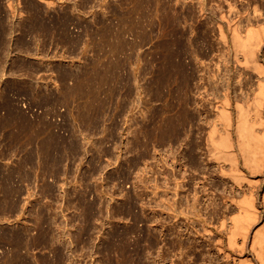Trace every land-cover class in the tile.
Returning <instances> with one entry per match:
<instances>
[{"label": "rangeland", "instance_id": "rangeland-1", "mask_svg": "<svg viewBox=\"0 0 264 264\" xmlns=\"http://www.w3.org/2000/svg\"><path fill=\"white\" fill-rule=\"evenodd\" d=\"M4 1L0 172L14 181L0 177V264L13 257L12 264H236L190 216L199 196L210 218L208 201L222 202L233 185L220 175L207 179L203 161L182 162L176 47L180 30L197 46L190 43L186 58L198 104L187 131L197 140L210 129L230 73L234 95L251 102L258 89V74L236 60L215 13L246 28L243 11L263 0H207L206 11L197 0H56L52 7L13 0L14 9ZM35 7L48 10V20L73 17L68 32H26ZM96 72L104 76L99 85Z\"/></svg>", "mask_w": 264, "mask_h": 264}, {"label": "bare ground", "instance_id": "bare-ground-1", "mask_svg": "<svg viewBox=\"0 0 264 264\" xmlns=\"http://www.w3.org/2000/svg\"><path fill=\"white\" fill-rule=\"evenodd\" d=\"M42 1L46 2L47 5L49 4L48 7H52L50 5L56 3V0ZM4 2V0H0V59H2L1 55L3 54L1 53L5 48L3 22L7 16L4 14ZM196 2L200 6H195V8L199 7L200 11L207 10V0H197ZM9 3L11 6H8V4L7 6L14 9L13 0ZM247 3L249 6L250 4L253 5ZM259 3L264 4V0L259 1ZM229 4L231 8L235 7L232 2ZM242 4L244 7H249L245 2ZM258 4L254 5V12L252 13L247 12V9L243 11L247 14L245 15L246 28L242 26L240 21L229 18L223 10L219 12L216 10V13L214 10L211 11L215 14L219 13L221 21H218L219 19H216L219 23L215 21L218 23L219 34L226 42H232V50L236 60L241 64L244 63L247 67H252L258 74V89L251 102H249L250 99L247 96L243 98L234 95L233 73H230L224 95L214 104L216 108L215 116L208 119L210 129L203 138L197 140L192 138L187 131L188 124L191 123L192 127L195 125L196 112L194 110L198 104L196 105L197 100L192 93L194 75L186 60L189 55L190 43L194 46L196 43L193 39L190 41L187 38L185 30H180L179 44L176 47V52L180 55L177 63L180 68L178 87L180 125L178 132L180 144L182 145V158L184 159L182 162L187 164L186 157L188 155L192 160L203 161L207 179H211L214 175H220L225 182H232L233 185L229 196L222 201L226 206L215 199L208 201L214 204L210 218L204 216L201 208L198 207V201H201L199 196H195L193 203H191L192 213L190 216L199 217L198 222L201 220V228H197L196 231L209 234L210 240L215 243L218 251L223 253L226 258L235 260L236 264H264V194L262 196L260 194L264 187V57L261 54V51L264 50V10ZM220 7L223 8V6ZM43 8H32L35 18L31 17L32 14H29L33 19L25 25L26 32H30V35H40L42 33L47 36L49 34L66 33L69 22L73 17L67 14L64 19H59V17L51 18L50 15L48 16L50 20H48V18L46 19L48 14H44L43 10L45 9ZM31 18L29 19L31 20ZM15 28L16 26L12 24L10 32H13ZM165 44H167L166 41ZM166 46L168 48V45ZM110 48L112 52L115 51L114 44H111ZM1 62L3 63L0 60V64H2ZM95 74L94 83L99 85L104 76L100 72ZM212 93L216 95L217 89L213 90ZM206 104L205 102L204 105ZM3 124H6V122ZM28 127L29 125L23 126L22 132ZM42 147V144L38 145L39 153L42 152ZM46 147L53 152H57L59 145L48 142ZM197 148L199 149L197 150ZM200 149L201 153L199 154ZM28 161L30 162V158ZM199 169L200 167L195 168V170ZM0 177L5 178L8 183L14 181V175L11 173L2 174L0 172ZM181 186L184 187L183 184ZM206 189H208L207 186ZM10 193L11 189L8 187L7 196ZM229 200L230 204H227ZM169 205L172 207L171 203ZM183 212L186 213L185 208ZM195 222L193 221V229H195ZM42 239L45 240L48 237L44 235ZM20 244L21 240L19 238L13 242L16 247H20ZM14 260L15 257L12 258L10 264Z\"/></svg>", "mask_w": 264, "mask_h": 264}, {"label": "water", "instance_id": "water-1", "mask_svg": "<svg viewBox=\"0 0 264 264\" xmlns=\"http://www.w3.org/2000/svg\"><path fill=\"white\" fill-rule=\"evenodd\" d=\"M9 119V118H8ZM7 119V120H8ZM70 139H73V138H70ZM69 144V149H68V152H71V153H74V150H73V148L71 147V145H70V143H68ZM34 154H36L37 152H36V144H34ZM37 156V155H36Z\"/></svg>", "mask_w": 264, "mask_h": 264}]
</instances>
